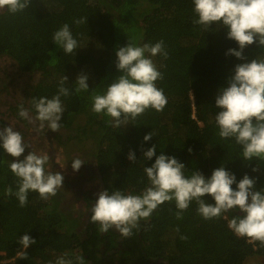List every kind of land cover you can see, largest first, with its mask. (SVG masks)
I'll return each mask as SVG.
<instances>
[{
    "label": "trees",
    "instance_id": "trees-1",
    "mask_svg": "<svg viewBox=\"0 0 264 264\" xmlns=\"http://www.w3.org/2000/svg\"><path fill=\"white\" fill-rule=\"evenodd\" d=\"M193 9V0H32L23 12L0 13V58L12 59L23 73H42L39 83L27 92L25 107L32 116L36 113L30 101L57 95L60 81L67 76L64 87L71 94L61 97V127L58 132L44 129L55 133L63 145L73 144L77 153L81 154V147L88 152L82 155L97 167L102 190L140 194L149 184L144 168L155 163V157L145 160L144 151L153 145L156 156H173L185 164L186 175L200 171L208 178L224 166L237 181L247 174L256 179L257 190L264 189V160H245L234 139L219 137L215 123L220 111L215 96L242 62L225 54L231 48L239 50L238 44L227 39L222 26L214 24L207 32L195 26L193 19L198 17ZM80 18H88L87 23L77 25L74 20ZM65 23L79 44L73 54H65L53 43V33ZM129 41L136 46L164 42L168 58H151L163 75L156 86L163 89L167 104L162 111L149 108L129 125L115 128L109 125L110 117L91 110V96L94 91L103 93L123 75L116 67V52ZM244 56L249 61L264 59V48L253 44ZM80 74L88 77L90 91L77 94ZM23 123L33 129L39 126L24 119ZM4 127L7 124L0 120V128ZM150 132L153 138L145 142ZM130 152L135 153V162L128 159ZM14 159L0 147V264H55L66 252L73 261L84 257L85 264H246L264 257L258 241L238 237L228 227L230 219L243 213L233 209L205 220L197 213L195 201L180 220L175 201L165 202L148 220H141L128 238L114 228L100 233L97 225L83 236L78 216L61 209L55 200L64 185L47 200L29 191L23 208L14 194H7L9 187L13 193L18 190L17 177L9 167ZM204 199L215 203L210 196ZM25 234L36 240L27 249L19 243ZM19 251L26 252L27 259Z\"/></svg>",
    "mask_w": 264,
    "mask_h": 264
},
{
    "label": "clouds",
    "instance_id": "clouds-1",
    "mask_svg": "<svg viewBox=\"0 0 264 264\" xmlns=\"http://www.w3.org/2000/svg\"><path fill=\"white\" fill-rule=\"evenodd\" d=\"M32 0H0V11L17 14L28 9ZM195 17L193 24L203 31H209L215 24L227 29V39L235 41L236 48L228 49L226 56H234L242 61L234 68L233 74L227 78V86L221 87L215 96V105L220 111L215 115V123L221 139H234L242 148L245 160H264V59H251L244 56L247 47L256 44L264 48V0H193ZM88 18L74 20L77 25L87 23ZM53 43L65 54H73L79 47L67 23L53 33ZM162 55L168 58L164 42L145 43L136 46L129 41L127 46L120 47L116 52L117 69L123 73L113 83L106 87L103 93L93 92L91 96L92 111L110 117L109 125L115 128L129 125L147 109L162 111L167 104L163 89L156 86L163 75L157 70L151 57ZM68 81L64 76L60 81L58 94L51 99L47 97L33 98L30 103L36 115L32 116L24 104L19 105L18 115L30 124L39 126L42 131L45 126L53 132H58L64 107L61 97L71 94L64 87ZM75 92L90 91L88 77L77 76ZM152 132L144 136V141H151ZM0 147L11 157L16 158L9 164L11 172L17 177V191L9 187V196L15 195L20 207L28 202L29 191L38 192L41 199L47 200L57 194L63 186L64 176L61 172L46 171L49 156L47 153H37L31 150L24 155L31 145L26 144L19 131L12 126L0 129ZM191 153V149L188 150ZM23 156V159L20 157ZM155 163L145 167L148 186L138 195L124 193L121 190H102L97 193V199L91 209L90 222L98 225L100 233H107L115 228L122 237L132 236L133 230L139 227L141 220H148L153 212L165 202L175 201L178 220L183 218L190 203L198 205L197 213L205 220L221 217L222 213L238 209L242 216H236L228 221V227L233 233L251 241H258L264 248V189L257 190L256 179L245 174L237 181L234 173L221 166L213 170L206 178L200 171L186 175V166L176 157L161 154L156 156V146L144 151L145 160ZM128 159L136 161L134 152ZM86 161L77 157L72 160V168L79 171ZM258 172V168H253ZM235 185V189L233 188ZM210 196L215 203H208L204 198ZM179 232V228L176 229ZM181 239L187 237L181 236ZM19 243L24 249L36 240L25 234ZM18 255L27 259L26 252ZM64 253L57 258L55 264H85L84 257L76 256L75 261Z\"/></svg>",
    "mask_w": 264,
    "mask_h": 264
},
{
    "label": "rangeland",
    "instance_id": "rangeland-1",
    "mask_svg": "<svg viewBox=\"0 0 264 264\" xmlns=\"http://www.w3.org/2000/svg\"><path fill=\"white\" fill-rule=\"evenodd\" d=\"M2 12L0 11V13ZM41 79L42 73H23L15 61L7 57H1L0 120L4 121L7 127L12 126L14 130L19 131L24 142L31 145L30 149L25 150V156L31 150H35L38 154L41 152L48 154L51 161L49 171L53 173L61 172L64 176L63 185L65 187L55 200H59L61 209L65 207L67 210L73 211L75 216H78L80 222L78 231L86 236L88 230L95 225L91 222L88 224V201L91 202L90 207L92 209L97 199V193L102 191L97 167L85 160L83 155H87L88 152L82 147L80 149L81 154L77 153L73 150V144L63 145L57 141L55 133H46V129L37 132L35 125L34 129L32 126L28 128L23 123V118L16 116L18 115L19 105L23 103L26 106L29 88L38 84ZM42 132H44V135L41 134ZM77 157L86 161L78 172L72 168V160ZM20 159H23V156ZM246 264H264V257L251 258Z\"/></svg>",
    "mask_w": 264,
    "mask_h": 264
},
{
    "label": "flooded vegetation",
    "instance_id": "flooded-vegetation-1",
    "mask_svg": "<svg viewBox=\"0 0 264 264\" xmlns=\"http://www.w3.org/2000/svg\"><path fill=\"white\" fill-rule=\"evenodd\" d=\"M90 205H91V202L90 201H88V206H89V211H88V224H89V222H90V215H91V207H90Z\"/></svg>",
    "mask_w": 264,
    "mask_h": 264
}]
</instances>
